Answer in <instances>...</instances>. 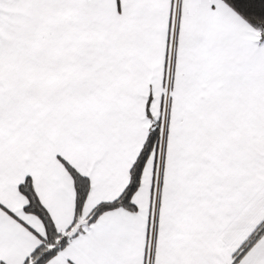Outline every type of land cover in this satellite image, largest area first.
<instances>
[{"label":"snow or ice","instance_id":"obj_1","mask_svg":"<svg viewBox=\"0 0 264 264\" xmlns=\"http://www.w3.org/2000/svg\"><path fill=\"white\" fill-rule=\"evenodd\" d=\"M0 264H264V0H0Z\"/></svg>","mask_w":264,"mask_h":264}]
</instances>
